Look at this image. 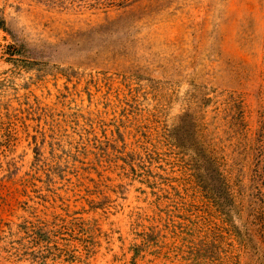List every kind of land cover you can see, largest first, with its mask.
Wrapping results in <instances>:
<instances>
[{
  "label": "rangeland",
  "instance_id": "rangeland-1",
  "mask_svg": "<svg viewBox=\"0 0 264 264\" xmlns=\"http://www.w3.org/2000/svg\"><path fill=\"white\" fill-rule=\"evenodd\" d=\"M0 17V264L36 226L46 264H264V0Z\"/></svg>",
  "mask_w": 264,
  "mask_h": 264
},
{
  "label": "trees",
  "instance_id": "trees-1",
  "mask_svg": "<svg viewBox=\"0 0 264 264\" xmlns=\"http://www.w3.org/2000/svg\"><path fill=\"white\" fill-rule=\"evenodd\" d=\"M0 30L6 31L3 17H0ZM30 229H22L23 237L18 242V249L15 250L14 256L30 264H46L47 261H52L51 258H55L54 252L57 248L51 239L56 236V233L45 231L37 226ZM62 252L67 251L64 249Z\"/></svg>",
  "mask_w": 264,
  "mask_h": 264
}]
</instances>
